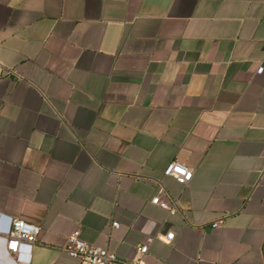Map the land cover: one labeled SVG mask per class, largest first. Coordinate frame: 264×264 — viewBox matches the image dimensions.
<instances>
[{
	"label": "crops",
	"instance_id": "crops-1",
	"mask_svg": "<svg viewBox=\"0 0 264 264\" xmlns=\"http://www.w3.org/2000/svg\"><path fill=\"white\" fill-rule=\"evenodd\" d=\"M260 66L264 0H0V264L13 218L41 228L29 264H79L76 229L122 260L264 264Z\"/></svg>",
	"mask_w": 264,
	"mask_h": 264
},
{
	"label": "built area",
	"instance_id": "built-area-1",
	"mask_svg": "<svg viewBox=\"0 0 264 264\" xmlns=\"http://www.w3.org/2000/svg\"><path fill=\"white\" fill-rule=\"evenodd\" d=\"M264 67L258 68V73H262ZM195 169L174 160L168 164L164 174L174 177L180 184L186 186L193 178ZM166 190L163 186H158L157 193L152 197V203L175 212L178 209V200L164 198ZM113 226H119L118 222H113ZM213 226H218L215 222ZM40 226L21 218H13L7 234L6 248L9 256L14 257L20 264H29L32 258V251L40 233ZM174 233L167 234V240H172ZM150 239L149 241H151ZM71 256L80 260L79 264H147L145 256L149 249V243L142 244L136 248V255L132 259L122 260L106 248L95 246L84 240L80 235V230L76 229L70 235L67 243L63 247Z\"/></svg>",
	"mask_w": 264,
	"mask_h": 264
}]
</instances>
